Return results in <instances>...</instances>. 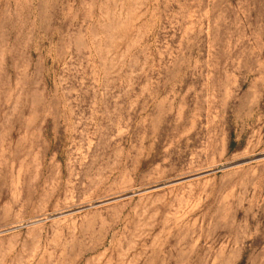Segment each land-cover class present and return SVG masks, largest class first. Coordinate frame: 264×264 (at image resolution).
<instances>
[{
    "label": "rangeland",
    "instance_id": "374dc122",
    "mask_svg": "<svg viewBox=\"0 0 264 264\" xmlns=\"http://www.w3.org/2000/svg\"><path fill=\"white\" fill-rule=\"evenodd\" d=\"M0 264H264V0H0Z\"/></svg>",
    "mask_w": 264,
    "mask_h": 264
}]
</instances>
